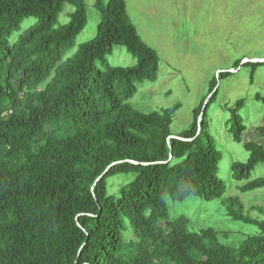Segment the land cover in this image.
Returning <instances> with one entry per match:
<instances>
[{
	"label": "trees",
	"instance_id": "obj_1",
	"mask_svg": "<svg viewBox=\"0 0 264 264\" xmlns=\"http://www.w3.org/2000/svg\"><path fill=\"white\" fill-rule=\"evenodd\" d=\"M65 4L74 11L56 27ZM95 7L101 14L95 37L60 63L85 27L84 0H0V264H264V219L243 214L238 198L222 203L226 215L260 234L237 248L219 244L212 229L189 232L186 218L167 220L165 197L211 200L225 193L206 122L215 77L201 116L206 98L189 128L174 135L186 141L168 139L176 107L143 113L127 103L137 83L156 79L157 54L139 38L123 0ZM28 18L36 22L10 44ZM114 46L135 65L95 67ZM255 100L264 105V96ZM244 103L228 109L237 143ZM256 131L264 135V126ZM243 148L247 161L230 165L233 179L243 182L238 190L264 188V178L249 181L264 164V147ZM129 174L118 195H109L108 179Z\"/></svg>",
	"mask_w": 264,
	"mask_h": 264
},
{
	"label": "rangeland",
	"instance_id": "obj_2",
	"mask_svg": "<svg viewBox=\"0 0 264 264\" xmlns=\"http://www.w3.org/2000/svg\"><path fill=\"white\" fill-rule=\"evenodd\" d=\"M97 1L105 5L108 0H84L85 27L73 46L63 53L60 63L72 58L82 43L95 37L101 20L95 7ZM123 1L139 38L159 58L156 79L137 83L136 93L127 101L129 105L143 113L176 107L169 131L171 135H178L189 128L193 110L207 99L209 83L213 76L216 79L217 93L207 108L206 122L221 156L217 177L223 182L225 193L221 199L211 200L188 196L182 201H172L165 197L167 220L186 218L189 232L212 229L217 233L219 244L237 248L260 231L254 225L228 217L222 203L228 198H238L243 214L258 221L264 219V188L241 193L238 187L243 182L235 181L230 171L232 162L247 161L245 143L255 142L264 147V135L256 131L257 127L264 126V105L255 100L256 94L264 96V64H245L264 59V0ZM73 11V6L65 4L56 27L67 24ZM35 22L34 18L24 20L21 30L9 37V43L14 44ZM239 60L234 72L217 78L218 73L228 72ZM135 63V58L123 47L114 46L105 61L95 62V67L126 68ZM241 99L245 103L239 115L245 130L237 143L229 132L228 109ZM133 177L129 174L109 178V195H118L119 189ZM258 178H264V164L255 166L249 181ZM126 238L134 239L131 232Z\"/></svg>",
	"mask_w": 264,
	"mask_h": 264
},
{
	"label": "water",
	"instance_id": "obj_3",
	"mask_svg": "<svg viewBox=\"0 0 264 264\" xmlns=\"http://www.w3.org/2000/svg\"><path fill=\"white\" fill-rule=\"evenodd\" d=\"M252 62H254V63H264V59H261V60H254V61H252ZM222 72H225V71H222ZM228 72L232 73V72H234V70H229ZM215 90H216V87L213 89L212 93H213ZM210 97H211V94L208 95L207 99H206L205 102L203 103V106H202L201 111H200V116H201V114L203 113V110H204L206 104L208 103ZM198 130H199V127H198ZM198 132H199V131H198ZM198 132H197V133H198ZM168 139H178V140L186 141V139H183V138H180V137H177V136H174V135L169 136ZM171 159H172V155H171V152H170L169 157H168V161H170Z\"/></svg>",
	"mask_w": 264,
	"mask_h": 264
}]
</instances>
